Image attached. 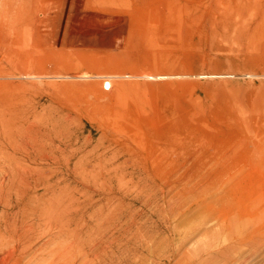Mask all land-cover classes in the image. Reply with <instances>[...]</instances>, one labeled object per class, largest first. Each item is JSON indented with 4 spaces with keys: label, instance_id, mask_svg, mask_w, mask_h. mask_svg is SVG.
<instances>
[{
    "label": "rangeland",
    "instance_id": "obj_1",
    "mask_svg": "<svg viewBox=\"0 0 264 264\" xmlns=\"http://www.w3.org/2000/svg\"><path fill=\"white\" fill-rule=\"evenodd\" d=\"M8 154L20 264H264V0H0Z\"/></svg>",
    "mask_w": 264,
    "mask_h": 264
},
{
    "label": "bare ground",
    "instance_id": "obj_2",
    "mask_svg": "<svg viewBox=\"0 0 264 264\" xmlns=\"http://www.w3.org/2000/svg\"><path fill=\"white\" fill-rule=\"evenodd\" d=\"M13 150V149H12ZM2 153V152H1ZM4 154V153H3ZM10 154H8L7 156H5V157H2V158H0V168H1V166L2 165H4L5 164V162L7 161V160H9V161H11L10 162V165H9V167H5L4 166V168H1V175L3 174V177H4V180L1 182V185H0V192L1 191H3V189H5V187H3V185H4V181L6 180V179H8L9 180V182L13 185L12 186V188L14 189V187H15V190H16V187H17V184L19 183V186H20V183H22V184H25V185H27V186H29L30 185V182H32V181H36V180H39L40 178H41V170L39 169V170H37L36 172H38V173H40V174H36V173H30V172H28L27 170H24V169H22L21 167H20V165L17 163V159H15V155L16 154H11L10 156H9ZM7 159V160H6ZM43 177H45V176H43ZM39 182V181H38ZM20 188V187H19ZM43 189V188H42ZM40 190V189H39ZM4 192V191H3ZM5 198V197H4ZM39 201V200H38ZM55 201V200H54ZM46 206H48V205H46ZM48 208V207H47ZM47 209L46 208H44V209H41V211H40V213L42 214V215H45V217H46V215H47V211H46ZM50 210V209H49ZM53 210V209H52ZM43 217V216H42ZM45 217H43V218H45ZM49 217V216H48ZM50 218V217H49ZM57 219V218H56ZM55 221L54 220V218L53 219H51L50 221H49V227L50 226H52V224H53V221ZM62 220V219H61ZM57 221V220H56ZM39 225V224H38ZM28 226H30V225H28ZM43 226H48V224L47 225H43ZM64 227V226H63ZM30 230H31V228H29ZM74 230V229H73ZM96 230V229H95ZM22 231V230H21ZM34 231V230H33ZM60 231V230H59ZM61 231H62V229H61ZM60 231V233L59 234H62V233H64V232H61ZM47 232H52L53 233V230L52 231H50V229H49V231H47ZM31 233V232H30ZM36 233V232H35ZM44 233V232H43ZM46 233V232H45ZM56 232H54V234H55ZM1 234V233H0ZM30 235V234H29ZM52 235V234H51ZM63 235V234H62ZM74 234L72 233V231L70 230L69 231V237L67 238V239H69L67 242H65V241H63V242H65V243H68V244H64V243H62V246L64 247H62L61 246V244L60 243H58L57 245L59 246V249H58V247H57V249L59 250H57L58 252H61V254H60V256H57V254H55L56 253V251H49L48 250V252H44V250H43V252L44 253H46V254H43L42 256V258L40 257V259L42 260V261H45V264H74L73 263V260H74V258H75V252H76V249L77 248H75L76 246V244L74 245L73 244V236ZM91 235V234H90ZM32 236V235H31ZM34 236V235H33ZM55 236V235H54ZM76 237V236H75ZM34 238V237H33ZM52 238V237H51ZM59 238V237H58ZM64 238V237H63ZM78 238V237H77ZM40 239H42V238H40ZM44 239V238H43ZM53 239V238H52ZM60 239V238H59ZM65 239V238H64ZM31 240H32V238H30V237H28V235H27V232L25 231V232H18V231H15V232H12V231H6L5 232V234H3V235H1L0 236V264H20V263H22V258L24 257V255L25 254H27L28 252H29V243L31 242ZM77 240H79V238L77 239ZM42 241V240H41ZM48 241V240H47ZM54 241V240H53ZM52 241V242H53ZM81 241V240H80ZM55 243V242H54ZM80 243V242H79ZM47 245H49V244H51V241L49 240L47 243H46ZM64 244V245H63ZM78 245V244H77ZM90 245V244H89ZM100 245V244H99ZM98 245V247H101V246H99ZM80 246V245H79ZM78 246V247H79ZM43 247V246H42ZM55 247V246H54ZM54 247H53V249H54ZM88 247V246H87ZM31 248V247H30ZM81 248H83V247H81ZM79 249V248H78ZM77 249V250H78ZM93 249V248H92ZM96 249H98V248H96ZM96 249H95V251H96ZM105 249V248H104ZM81 250V249H80ZM79 250V251H80ZM39 251V250H38ZM45 251H47V250H45ZM79 251H77L78 252V254H79ZM80 252H82V251H80ZM83 252H84V250H83ZM103 253V252H102ZM101 253V254H102ZM105 253V252H104ZM103 253V254H104ZM85 254V253H84ZM89 254V253H88ZM91 254V253H90ZM93 254V253H92ZM35 255V254H34ZM55 255V256H54ZM80 255V254H79ZM39 256H40V254H39ZM85 256H86V254H85ZM106 256V255H105ZM108 256V255H107ZM53 258L54 257V259L51 261V262H49V259L50 258ZM81 257V256H80ZM96 257V256H95ZM36 258V257H35ZM37 258H38V256H37ZM83 258H84V255H83ZM87 259H88V257H86ZM76 259V258H75ZM78 259V258H77ZM87 259H85V262H86V260ZM90 259H91V257H90ZM96 259H97V257H96ZM99 259V258H98ZM103 259H105V258H103ZM34 260H36V259H34ZM39 259H37V261H38ZM40 260V261H41ZM59 260H62L61 262H63V261H65V262H63V263H61V262H59ZM79 260V259H78ZM84 260V259H83ZM40 261H38V262H40ZM95 261V260H94ZM33 262V261H32ZM75 262H77V261H75ZM81 262V261H80ZM79 262V263H80ZM83 263H84V261H82ZM101 262L102 261H100V264H101ZM35 263H37V262H35ZM34 263V264H35ZM42 263V262H41ZM95 263V262H94ZM109 263V262H108ZM112 263V262H111ZM114 263V262H113ZM43 264V263H42ZM86 264H88V263H86ZM97 264V263H96ZM105 264V263H104Z\"/></svg>",
    "mask_w": 264,
    "mask_h": 264
},
{
    "label": "crops",
    "instance_id": "obj_3",
    "mask_svg": "<svg viewBox=\"0 0 264 264\" xmlns=\"http://www.w3.org/2000/svg\"><path fill=\"white\" fill-rule=\"evenodd\" d=\"M64 1V3H66V4H68V3H71L72 2V0H63ZM88 16H89V14H88Z\"/></svg>",
    "mask_w": 264,
    "mask_h": 264
}]
</instances>
